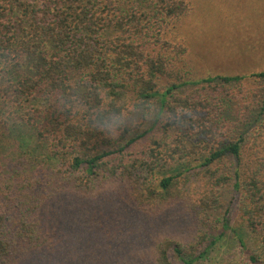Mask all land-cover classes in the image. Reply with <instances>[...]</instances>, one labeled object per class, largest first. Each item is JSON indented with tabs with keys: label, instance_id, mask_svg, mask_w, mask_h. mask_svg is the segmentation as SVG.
<instances>
[{
	"label": "trees",
	"instance_id": "1",
	"mask_svg": "<svg viewBox=\"0 0 264 264\" xmlns=\"http://www.w3.org/2000/svg\"><path fill=\"white\" fill-rule=\"evenodd\" d=\"M189 13L188 0H0V264L46 245L58 200L117 189L145 209L190 208L196 235L173 245L184 264L227 231L246 264H264V71L181 94L187 47L169 35ZM241 82L230 120L212 92ZM166 243L156 264H172Z\"/></svg>",
	"mask_w": 264,
	"mask_h": 264
},
{
	"label": "rangeland",
	"instance_id": "2",
	"mask_svg": "<svg viewBox=\"0 0 264 264\" xmlns=\"http://www.w3.org/2000/svg\"><path fill=\"white\" fill-rule=\"evenodd\" d=\"M188 5L189 15L169 35L173 42L187 47V84L179 90L181 94L198 89L195 83L206 78L248 77L264 71V0H188ZM244 85L247 86L241 82L212 92L211 101H231L234 105L235 116L231 118L228 111L227 119L241 118L239 101L243 100ZM222 191L228 206L233 184ZM56 204L50 217L56 231L48 234L46 245L22 264H156L155 250L163 242L171 246V263L184 264L173 245L181 242L187 247L199 225L184 202L165 210L145 209L129 202L118 189L102 195H69ZM223 214L218 217L221 219ZM242 225L233 216L231 227L239 231ZM217 229L222 230L221 223ZM239 232L248 250L256 255L262 253L251 231L243 227ZM231 235L232 231H227L206 259L193 264H246L237 237ZM257 256L264 260V256Z\"/></svg>",
	"mask_w": 264,
	"mask_h": 264
}]
</instances>
